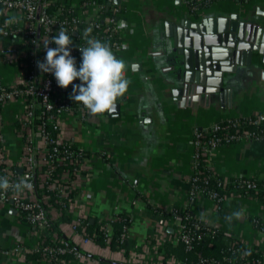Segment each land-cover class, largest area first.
Wrapping results in <instances>:
<instances>
[{"label": "crops", "instance_id": "obj_1", "mask_svg": "<svg viewBox=\"0 0 264 264\" xmlns=\"http://www.w3.org/2000/svg\"><path fill=\"white\" fill-rule=\"evenodd\" d=\"M67 4L75 8L83 24L95 16L93 6L79 9L77 0H67ZM115 5L119 46L113 52L128 65L126 75L131 83L111 114L93 116L76 103L59 115L57 139L71 141L86 153L75 172L63 170L58 181L46 185L57 190L60 198L69 193L66 205L49 203L42 190L44 142L25 124V104L18 97L0 104V168L10 175L21 174L26 168L24 145L31 144L36 176L26 198L41 203L48 220L57 222L59 231L84 252L72 264H100L99 259L125 264L129 259V264H137L136 258L142 255L145 264L157 262L162 258L156 251L161 243L175 241L179 220L170 215L172 208H187L194 217L245 246L258 243L260 234L250 220L264 217V203L231 195L216 209L202 193L190 200L188 189L193 131L226 117L264 112V65L252 60L229 73L222 101L216 93L205 97L189 92L183 88L182 71L171 67L172 53L166 54L163 48L170 46V38L164 36L165 23H177L183 15L192 17L184 1L118 0ZM12 12L6 15L15 17ZM228 14L264 28V0H215L199 7L196 17ZM24 42L15 40V56L0 54L3 86L19 84L23 77L20 46ZM8 43L0 38V47ZM207 163L224 178L264 180V142L221 145L209 153ZM241 208L245 210L242 219L225 220ZM120 216L127 217L125 235L134 243L128 251L110 249L107 241L101 245L88 236L90 226L110 231V224ZM43 233V228L29 225L10 200L0 204V264H48L31 256V248L41 243ZM172 261L170 256L164 262Z\"/></svg>", "mask_w": 264, "mask_h": 264}, {"label": "built area", "instance_id": "obj_2", "mask_svg": "<svg viewBox=\"0 0 264 264\" xmlns=\"http://www.w3.org/2000/svg\"><path fill=\"white\" fill-rule=\"evenodd\" d=\"M188 6L189 1L183 0ZM232 2H243L247 0H229ZM209 3L208 0L204 1V4ZM48 2L44 0H0V9L4 13L14 11L15 17L7 16L3 21L0 22V38L6 39L9 43L6 47H0V54L3 56H15L16 46L15 40L25 39L26 42L31 44L30 58L29 62L23 63V77L19 84L12 86L0 87V104L2 105L9 99L18 97L21 98L25 104V122L29 120L32 116L33 108L38 107L41 112L51 111L47 121L52 123L53 128L57 127L58 117L61 113L68 111L70 109V96L71 93L67 92L62 95L59 102L53 103V93L54 91H63L57 85L55 77L51 73H42L38 67V61H44L46 57L45 45L48 44L49 48H55V45L51 43V35L58 34L59 28L63 27L67 31H72L73 33L81 32L84 33L85 29H96L100 33H109L115 35V38L111 41L112 50L119 46V41L116 37V28L118 23L115 19V14L117 12V6L113 0H104L103 3H96L92 0L88 1L84 7L79 9L87 8L88 6H93L96 9L95 16L82 23L78 16L71 18L70 21L60 20L55 15H49L46 11V6ZM199 7H193V10H197ZM104 10V11H102ZM98 19H100L104 25L100 26ZM39 43V55L36 56L33 51V46ZM71 55L75 52L74 47H70ZM81 63H76L77 68H79ZM78 81V80H76ZM74 81V82H76ZM73 82V83H74ZM264 122V112L251 113L246 115H236L226 117L221 121H216L211 123L207 128L200 130H194L191 136L190 146L192 148L191 153V164L192 173L189 178V189L188 198L191 200L195 194L202 193L207 198H210L214 202V207L219 208L220 202L226 196L238 195L243 196L247 194L250 189H255L256 185L254 181L250 178L235 177L232 180V186L228 189V193H223L219 195L216 191L208 190L205 188L207 184L208 177H217L218 175L213 171V169L208 165L207 159L209 153L214 149L221 146L222 144L228 145L234 141H255L264 142V126L261 124ZM38 136L44 142V166L43 174L45 180L48 178V169L51 170L55 164L61 163L69 156H72V152L67 149L62 150L59 156L54 157L55 160H50L51 154L47 157L46 150L44 149L45 142L48 140L46 133L43 131L40 125L37 126L36 130ZM56 144H60L61 141L55 140ZM30 143L24 145V160L26 163V168L19 175H10L6 173L2 168H0V176H6L11 182H17L21 178L27 177L33 188V182L35 179L34 169L32 167V148ZM55 151V148H52ZM70 160V159H68ZM56 162V163H53ZM207 170L206 174H203L204 169ZM215 185L221 189H226L227 178L217 177ZM56 182L52 180V182ZM30 189V190H31ZM28 191V190H26ZM26 191L22 194H15L11 191L8 192L6 196L0 198V204L5 203L7 200L12 202L13 207L19 212L31 226L38 228H45L48 218L46 211L43 206L40 205L38 201L29 200L26 198ZM256 193V192H255ZM262 199L264 200V192L262 193ZM173 217H178V228L175 235L179 241L184 244L186 249L190 248V241L193 239L195 234L190 228H185L183 224L180 223V218L177 215ZM192 218L193 224L192 228L209 227L202 219L197 217H192L190 215H185L184 219ZM252 226L260 234L259 242L252 244L255 246V252L258 254L255 257H247L244 246L241 242L234 240L231 242L230 246L226 250L228 256L222 257V264H264V217L253 216L250 220ZM212 230V229H211ZM54 235V234H53ZM199 238L197 234L196 239ZM58 246H48L44 245L41 247L42 259L48 264H68V261L53 257L55 253L62 254L64 252H71L73 256V261L80 260L82 254L77 250H72L68 248V243L65 239H59ZM42 242V241H41ZM13 251H18L19 248L12 249ZM37 246L31 248V252H36ZM48 256H46V254ZM137 264H143V255L137 257ZM160 260V259H159ZM128 259L126 263H130ZM143 262V263H142ZM145 264V263H144ZM156 264H160L159 261ZM166 264H179L177 261H172ZM195 264H220L219 260L214 259H203L198 258Z\"/></svg>", "mask_w": 264, "mask_h": 264}, {"label": "trees", "instance_id": "obj_3", "mask_svg": "<svg viewBox=\"0 0 264 264\" xmlns=\"http://www.w3.org/2000/svg\"><path fill=\"white\" fill-rule=\"evenodd\" d=\"M47 1L48 4L46 6V11L49 15H55L60 20H66L70 21L71 18L76 16V12L74 11L75 8L70 7L69 4H67V0H44ZM90 0H77V3L80 5V7H84L86 3H88ZM96 3H103L104 0H92ZM188 6L187 8L189 11H195L192 8L195 7H206L209 3H212L215 0H208L209 3L204 4V1L206 0H188ZM104 11V10H102ZM7 17L6 13L2 12L0 9V22L3 21ZM98 22L100 26H103L104 23L98 19ZM68 34L72 37L73 44L71 47L75 48V52L73 54V58L75 59L76 63L82 62V54L79 50L80 47L86 46V42L84 39V36L81 32L73 33L72 31H67ZM57 34H52L51 39L56 36ZM91 36L95 37L103 42H107L111 46V41L115 38V35L109 34V33H100L96 29H92ZM25 41V39H24ZM55 45V44H54ZM22 47V57L21 60L24 63L29 62L30 56V49L31 44L28 42H24L23 46H20V49ZM56 47V45H55ZM33 51L36 56L39 55V43L37 42L33 46ZM74 85H80L81 82L78 80L73 83ZM2 85L0 84V87ZM73 91V86L70 85L67 89H64L63 91H54L53 93V103L59 102L61 100V96L64 93H71ZM76 102L74 100L70 99V109L72 106H74ZM69 109V110H70ZM32 116L29 118L25 124L30 127L32 130H36L37 126L40 125L43 129V131L46 133L48 140L45 142L44 149L47 151L45 154L47 157L51 154L50 160L54 161L56 156H59L62 152V150L67 149L68 151L72 152V156H69L61 163L55 164L53 169H48V178L45 180L43 184V192L47 194L48 202L53 203L55 206L59 205L60 207L66 205L69 199V193L65 195V197L60 198L58 196L57 190H50L46 188V185L52 180L58 181L59 174L66 170L68 173H73L78 169V165L80 164V161L86 156V153L84 150L78 148L73 142L71 141H61L60 144H56L55 140L57 139V130L58 128H53L52 123H49L47 121L48 116L51 113V111H43L38 107L33 108ZM221 121V120H220ZM261 126H264V122L261 124ZM202 131V130H200ZM238 141H234L232 143H236ZM231 143V144H232ZM224 145V144H222ZM227 145V144H226ZM52 148H55V151L52 150ZM70 159V160H68ZM56 163V162H53ZM45 166H43V169ZM203 174L207 173V170L205 168ZM36 176V172L34 173ZM16 176V175H14ZM220 177L221 176H217ZM215 177V179H217ZM243 178H250V177H244L239 176ZM235 177L227 178V184L226 189H221L215 185L216 180L213 177H208L207 184L205 185V188L208 190L216 191L219 195L223 193H228V189L232 186V180ZM238 178V177H237ZM254 181V184L256 185L255 189H250L247 194H243L244 197H252L260 201L261 203H264V200L262 199V193L264 192V180H258L254 178H250ZM35 186V179L33 182ZM256 192V193H255ZM71 194V193H70ZM242 196V195H241ZM42 206V204L40 203ZM170 215H177L180 218V223L184 225L185 228H190L192 231H194L193 239L190 241V248L186 249L184 247V244L179 241L177 238H175L174 243L172 241H165L161 243L159 250H156L158 253L161 254L162 258L158 260L160 264H165V259L167 257L172 256L175 261L179 262V264H195L198 260V258L203 259H214L219 260L220 264H222V257L228 256V252L226 251L228 247L230 246L231 242L235 240V238L225 234L224 232L214 228V227H202L199 226L198 228H192V218L188 217L187 219H184L185 215H190L193 217V215L188 211L187 208H172L170 210ZM64 214V210L62 211V215ZM61 220V218H60ZM62 220H67L66 217H62ZM110 231L99 229V226H90L88 228V236L96 243L104 245L105 241L107 246L110 249H116V248H123L125 251H128L130 246H132L134 243L131 240H128L126 237V227L128 225V220L126 216H120L117 220L112 222ZM212 229V230H211ZM54 234V235H53ZM197 234L199 235V238L196 239ZM59 239H65L68 243V248H71L72 250H77L82 255L84 252L80 250L77 246H75L68 238L62 234V232L59 231L57 228V222H50L48 220L45 228L44 233L41 238L42 242L37 245V251L31 252V256L34 258L40 259L42 258L41 255V247L44 245L48 246H58ZM242 246H244V249L246 251L247 257H255L258 253L255 252V246H245L243 243H241ZM46 254V253H45ZM48 256V254H46ZM53 257L62 258L66 261H68V264H72L73 262V256L71 252H64L62 254L55 253L52 255ZM100 264H125V263H115L111 261H107L104 259H99ZM129 264V263H127ZM149 264H156V262H151Z\"/></svg>", "mask_w": 264, "mask_h": 264}, {"label": "water", "instance_id": "obj_4", "mask_svg": "<svg viewBox=\"0 0 264 264\" xmlns=\"http://www.w3.org/2000/svg\"><path fill=\"white\" fill-rule=\"evenodd\" d=\"M164 36L170 38L164 52L173 55L171 67L182 71L183 88L205 97L216 93L222 101L227 93L224 82L239 65L252 60L264 65V28L237 21L236 14L183 15L177 23H165Z\"/></svg>", "mask_w": 264, "mask_h": 264}, {"label": "clouds", "instance_id": "obj_5", "mask_svg": "<svg viewBox=\"0 0 264 264\" xmlns=\"http://www.w3.org/2000/svg\"><path fill=\"white\" fill-rule=\"evenodd\" d=\"M83 36L86 46H79L82 54L79 68L70 51L72 37L63 27L51 39L56 47L49 48L48 44L45 45V60L38 61L37 67L42 73L53 74L60 88L67 89L72 85L73 91L69 98L82 105L91 115L111 114L116 110L118 101L126 95L131 83L126 75L128 65L114 54L107 42L92 37L90 28L84 30ZM76 80L81 84L74 85ZM31 187L27 177L11 182L8 177L0 176V198L9 191L19 195ZM244 215L245 210L241 208L226 216L225 220L231 223L242 219Z\"/></svg>", "mask_w": 264, "mask_h": 264}, {"label": "flooded vegetation", "instance_id": "obj_6", "mask_svg": "<svg viewBox=\"0 0 264 264\" xmlns=\"http://www.w3.org/2000/svg\"><path fill=\"white\" fill-rule=\"evenodd\" d=\"M188 12L192 15V17H196L197 10H195V11H189V9H188Z\"/></svg>", "mask_w": 264, "mask_h": 264}]
</instances>
